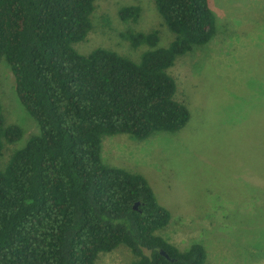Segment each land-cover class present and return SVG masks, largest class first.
<instances>
[{"label": "trees", "instance_id": "1", "mask_svg": "<svg viewBox=\"0 0 264 264\" xmlns=\"http://www.w3.org/2000/svg\"><path fill=\"white\" fill-rule=\"evenodd\" d=\"M98 1L0 0V60L39 130L2 166L23 130L6 125L0 102V264H96L119 246L133 264H207L201 241L180 250L159 235L170 212L143 175L103 163L101 145L104 136L144 141L186 126L167 71L215 36L209 0H153L158 28L174 38L162 48L159 31L127 30L130 48H145L135 61L75 48L94 28ZM140 14L139 5L119 10L123 23Z\"/></svg>", "mask_w": 264, "mask_h": 264}, {"label": "rangeland", "instance_id": "2", "mask_svg": "<svg viewBox=\"0 0 264 264\" xmlns=\"http://www.w3.org/2000/svg\"><path fill=\"white\" fill-rule=\"evenodd\" d=\"M139 5L137 23H123L119 10ZM216 34L204 46L178 57L167 73L174 100L184 105L189 121L179 132H156L139 141L129 135L104 136L101 159L111 167L143 175L158 202L171 215L159 235L180 250L192 242L205 246L207 264H264V0H209ZM154 12L153 0H100L94 28L83 53L103 47L133 61L144 47L132 50L127 31H159V47L174 35ZM168 38V39H167ZM89 51V52H88ZM0 102L6 125L23 130L7 145L10 154L39 130L21 105L15 81L0 60ZM125 246L98 256L96 264H133Z\"/></svg>", "mask_w": 264, "mask_h": 264}, {"label": "water", "instance_id": "3", "mask_svg": "<svg viewBox=\"0 0 264 264\" xmlns=\"http://www.w3.org/2000/svg\"><path fill=\"white\" fill-rule=\"evenodd\" d=\"M137 205H138V204H135V205H134V209H137ZM160 253H161V255H163V256H165L166 258H168V255H167L164 251H161Z\"/></svg>", "mask_w": 264, "mask_h": 264}]
</instances>
